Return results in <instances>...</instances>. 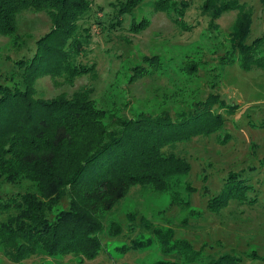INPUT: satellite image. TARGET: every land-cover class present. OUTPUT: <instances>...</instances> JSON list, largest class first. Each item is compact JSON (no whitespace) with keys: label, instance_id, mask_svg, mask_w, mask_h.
Wrapping results in <instances>:
<instances>
[{"label":"trees","instance_id":"1","mask_svg":"<svg viewBox=\"0 0 264 264\" xmlns=\"http://www.w3.org/2000/svg\"><path fill=\"white\" fill-rule=\"evenodd\" d=\"M145 1L175 27L190 28L183 20L190 0H118L109 3L114 10L108 30L120 25L119 18L125 15L130 17L129 32L145 29L147 18L132 17ZM92 9L91 0H0V36L9 37L14 47L22 12H43L50 21L30 55L13 61L14 68L0 80V178L29 186L0 193V251L17 264L41 253L93 259L104 249L102 232L112 237L122 233L119 223L107 220L105 224L104 218L135 185L157 194L169 193L170 204L189 210L188 198L183 200L177 193L189 163L172 148L215 132L217 140L225 142L227 135L219 136L225 121L221 111L233 114L237 109L216 93L200 98L191 91L174 93L168 104L163 102L156 109L133 104L127 94L120 101L98 99L91 87H80L68 96L36 95L33 85L40 76L72 84L77 76L94 74L93 64L78 60L80 50L94 35L93 24L104 22ZM231 10L236 11L235 18L217 69L212 68L213 80L220 79L219 68L231 62H238L243 70H264V30L247 41L251 9L239 0H203L200 5L201 13L209 18L208 27ZM198 51L193 49V54ZM188 55L178 60L140 54L139 61L127 67L125 83L151 76L167 60L177 75H196L200 60L187 59ZM248 187L238 174L228 173L221 190L207 199L206 208L215 213L231 199L241 200ZM59 202L64 207L53 210ZM126 220L127 242L115 247L123 253L156 242L165 258L152 264H240L232 253L214 256L196 249L175 237L171 227L162 228L141 215L135 219L134 213H127ZM245 256H254V251Z\"/></svg>","mask_w":264,"mask_h":264},{"label":"rangeland","instance_id":"2","mask_svg":"<svg viewBox=\"0 0 264 264\" xmlns=\"http://www.w3.org/2000/svg\"><path fill=\"white\" fill-rule=\"evenodd\" d=\"M117 1L91 0L94 15L104 22L99 26L93 24L94 35L90 36L88 45L83 46L84 50H80L78 60L93 64L94 74L77 76L72 84L62 79L52 80L47 75L40 76L33 85L36 95L49 98L65 93L68 96L80 87H91L92 96L98 99L120 101L127 94L126 98L133 104L156 109V106L164 105L163 102L168 104L176 92L191 91L200 98L216 93L228 105L234 104L237 108L233 114L221 111L225 121L219 136L227 135L226 141L220 143L218 132H215L174 144L172 150L189 163V171L180 178L177 193L183 200L188 198L191 211L170 204L169 193L157 194L135 185L104 218L105 224L107 220L119 223L122 233L112 237L102 232L100 239L105 250L93 259L41 253L26 258L22 264H152L154 260L165 258L156 242L124 253L115 249L127 242V213H134L135 219L141 215L162 228L171 227L175 237L214 256L229 252L240 258V264H264V70H243L238 62H231L219 68L220 79L212 78V68L217 69V59L228 45V32L236 11L223 12L208 27L209 18L200 11L203 0H190L183 17L190 28L185 30L175 27L163 12L153 11L151 2L145 1L134 9L132 17L134 20L145 17L149 24L140 32L131 33L127 30L128 15L119 18L120 25L108 30V19L114 10L109 3ZM239 1L251 9L247 38L250 41L264 30V0ZM49 28L50 21L45 13L24 11L17 22L18 45L14 47L9 37L0 36L1 82L14 68L13 61L28 57L36 38ZM197 48L198 55L193 54V49ZM188 52L187 59L200 60L196 75H177L167 60L169 67L163 63L151 76L125 83L127 67L137 63L140 54H159L181 60ZM211 81H214L213 85ZM231 172L242 177L250 187L244 190L241 200L231 199L219 211L210 212L206 208L207 199L221 190L224 178ZM24 187H29L28 183L0 178L1 195L21 191ZM62 207L64 204L59 202L53 210ZM184 217L185 221H182ZM249 251H254V256L246 257L245 253ZM0 264L17 263L0 251Z\"/></svg>","mask_w":264,"mask_h":264}]
</instances>
